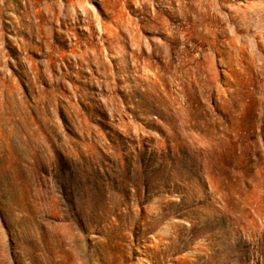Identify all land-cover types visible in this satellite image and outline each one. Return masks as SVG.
<instances>
[{
    "label": "rangeland",
    "instance_id": "obj_1",
    "mask_svg": "<svg viewBox=\"0 0 264 264\" xmlns=\"http://www.w3.org/2000/svg\"><path fill=\"white\" fill-rule=\"evenodd\" d=\"M0 264H264V0H0Z\"/></svg>",
    "mask_w": 264,
    "mask_h": 264
}]
</instances>
